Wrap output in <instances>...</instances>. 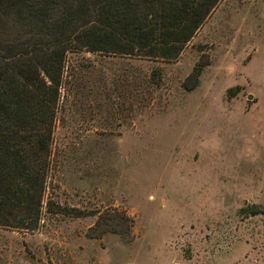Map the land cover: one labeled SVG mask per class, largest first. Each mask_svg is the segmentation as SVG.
<instances>
[{
	"label": "rangeland",
	"instance_id": "1",
	"mask_svg": "<svg viewBox=\"0 0 264 264\" xmlns=\"http://www.w3.org/2000/svg\"><path fill=\"white\" fill-rule=\"evenodd\" d=\"M60 92L40 226L0 228V264H264V0L172 61L68 53Z\"/></svg>",
	"mask_w": 264,
	"mask_h": 264
},
{
	"label": "trees",
	"instance_id": "2",
	"mask_svg": "<svg viewBox=\"0 0 264 264\" xmlns=\"http://www.w3.org/2000/svg\"><path fill=\"white\" fill-rule=\"evenodd\" d=\"M220 1L0 0V228L40 226L67 54L175 60Z\"/></svg>",
	"mask_w": 264,
	"mask_h": 264
}]
</instances>
